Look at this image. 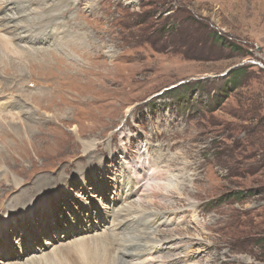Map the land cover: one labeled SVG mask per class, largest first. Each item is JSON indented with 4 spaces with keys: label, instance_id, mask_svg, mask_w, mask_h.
<instances>
[{
    "label": "rangeland",
    "instance_id": "1",
    "mask_svg": "<svg viewBox=\"0 0 264 264\" xmlns=\"http://www.w3.org/2000/svg\"><path fill=\"white\" fill-rule=\"evenodd\" d=\"M64 1H34L17 23L63 12L54 5ZM67 1L56 38L34 45L76 63L65 85L55 90L49 63L41 76L5 67L43 84L0 97V264H50L48 253L63 264L59 242L110 230L114 264H264V0ZM1 6L0 16L19 15ZM81 36L83 50L61 43ZM139 163L173 175L176 188L150 198L128 185ZM125 208L132 230L113 227ZM135 240L144 246L127 255Z\"/></svg>",
    "mask_w": 264,
    "mask_h": 264
},
{
    "label": "bare ground",
    "instance_id": "2",
    "mask_svg": "<svg viewBox=\"0 0 264 264\" xmlns=\"http://www.w3.org/2000/svg\"><path fill=\"white\" fill-rule=\"evenodd\" d=\"M34 1H37V0H0V10L2 8V6H1L2 4L8 3V5H13L14 7H16V9L18 8V10L20 11L18 13L19 14L18 16L10 15V14L0 16V97L1 96L6 97L8 90H10V91L18 90L19 91V89H21V90L25 91L26 90V89H24L25 86L30 85L29 81L32 82V84H34V85H38V84L42 85L43 84L42 82H38L34 79L29 80V81H24V83L21 84L20 83L21 81L18 78H15L12 74H10L5 69V67H9V65L14 64V66H15L14 71L19 73L20 76L24 75V69L23 68H27V67H30V68L33 67L34 68L36 66L37 73L41 76L42 72L46 68L43 70H40L37 66L40 65V63H46V64L49 63L50 65L48 67L55 68L56 73L55 74H49L48 79H50V81H51V78H53L56 81L57 86H56L55 90L57 91L59 89L60 85L64 84V82H65V81H63V76H65L67 74L68 69L70 67H72L74 69L73 66H75L74 64H76L74 62L66 63L62 59L61 55L56 53L51 48H45L42 46L34 47V45L37 43L43 44L47 41H52V39L56 38L55 33L52 31H55L57 29H62L64 27V25L62 23H60L61 21L60 22H58V21L62 18L61 15H63L64 12L67 10L68 5H69L68 1L65 0L64 5L62 3H58V4L54 5L55 9L58 7L62 8L64 6H66V9L63 12L55 11L51 15H46L42 18H38V19L33 18L36 20H31L32 21L31 24H25V25L23 24L22 25L20 23H17L21 17L26 15L25 14L26 8L29 5H31L32 3H34ZM38 1L44 2V0H38ZM8 8H9V6H8ZM49 12H51V11H49ZM72 20H73L72 18L68 19L67 23H71ZM50 26H54L51 28V31H49ZM17 28L21 29V31L17 35H13V36L9 37L5 34V33H9L10 30H15ZM29 28H35L34 30H32L31 32L26 34L28 39L30 38V40H31L30 42L33 45H32V47L26 48L25 51H30L31 54L22 57L21 55H23V51H21L19 49V47H21L20 44L22 42H25V41L21 37L24 35L25 31ZM33 35H35V36H34V38L31 39V37ZM80 40H81V42H77L74 37H71V38L68 37V38L63 39L61 41V43H65V44L69 43V45L71 46V48L73 50H83V46H84L83 36L80 37ZM94 48H96V47H94ZM45 52H48V54H46ZM94 54H96V51H94ZM16 57H18V58H16ZM15 58L19 62L15 61L14 60ZM19 58H22V59H19ZM32 58L33 59L38 58L41 61L40 62L39 61H33L32 62V60H31ZM23 59H27V61L23 60ZM81 67H82V65H81ZM12 70H13V68H12ZM75 70L77 71V69H75ZM4 74H9L8 78L4 77ZM72 74H75V71H74V73L69 72L70 76H72ZM5 78H7V80H4ZM64 93H65V91L63 90L62 94H64ZM23 95L24 94H22V96ZM24 96H26V95H24ZM4 100L5 99H1V101H2L1 103H4L3 102ZM9 102L12 105H16L17 103L21 104V101L19 99L18 100L12 99ZM8 104H6V105H8ZM21 106H23V105L21 104ZM14 107H16V106H14ZM5 111H7V110H5ZM25 111L27 113H29L28 110L25 109ZM26 124H28V123H26ZM10 126L12 127L11 124H10ZM32 129H33V127H28L27 129H24V130L26 132L27 130H32ZM13 130H14V128H13ZM17 130H18V137H20L21 132L19 130V127L18 128L16 127V132H17ZM154 165L155 164H153L152 166H149L150 172L147 173V172H145L147 170L143 167V164L140 165V163H139L138 169L135 170L136 176L131 178V180H129L127 182V184L131 185V186H134L135 183H141L139 188L143 187L142 192H148L150 195V198H151V196H154L155 190L158 188H162L164 190L165 189H175L176 185H177L176 179L173 177V175H171L170 177L164 178V180L161 179L159 176V173L157 172V170L160 167L159 166L155 167ZM17 182H19V181H17ZM130 189H131V191H130L131 193L136 192V190L134 191V190H132V188H130ZM135 205L136 204H134V205L130 204V207L136 208ZM126 210H127V208H125V212H121L118 210L119 212L115 211V213L112 214V216L114 218V224H115V225H113V227L122 228V229H126V230L131 229L132 227H136L134 225L135 220L133 219V212H131L133 209H130L127 211ZM139 212H142V211H139ZM148 222L149 221H145V222L143 221L141 223H138V224H141V227H137V229H139V231H141L142 233H145L144 235H141L142 234L141 233L138 236H141L143 238L144 236L147 235L146 225L148 224ZM112 224H113V221H112ZM134 231H136V230H134ZM71 233L72 232L70 230H67L66 235L68 237H70V236H72ZM118 234L119 233H117V232L111 233V230H110L107 232L104 231L103 235H101V236L96 235L91 240L88 238L87 239L78 238L76 240L70 241L71 243L69 242V243H67V245H63V242H59L57 244V246L55 247V249H56L55 253H56L58 259L63 264H84L83 260L85 257L88 259V258H91L93 256H95L93 263H96V264H114L113 259L107 260L109 257V252L107 251V249H109V251L112 254H114V251L112 252V246L116 244V243H114V241H115L116 237H118ZM142 238H141L142 241H144V242L148 241L147 237L145 239H142ZM83 241H85L86 243H89L91 245L95 244V245L100 246V247L105 246V248H104L105 251L102 254L98 255V252L96 251L97 249L94 250L95 248L93 249L89 244L88 245H86V244L81 245L80 242H83ZM122 241L124 243V237H123ZM49 242L52 243L53 241L51 240ZM137 245H140V247H137ZM143 246L144 245L141 244V241L138 240V242L136 243V240H135V244L133 246H128L130 250H125V251H126L127 255H129V251H133L137 248L141 249V247H143ZM70 247H72V250ZM122 247H124V246H122ZM140 252L130 253V256L132 257V256H135L136 254L138 256ZM121 253L123 254V250L121 251ZM44 255H45V259L47 262H49L50 264L54 263L55 257H53L52 254L48 253V254H44ZM82 255L85 257L83 258ZM34 258L37 259L38 257H34ZM16 264H19V263H16ZM31 264H42V263L40 261L39 262L36 261L34 263H31Z\"/></svg>",
    "mask_w": 264,
    "mask_h": 264
},
{
    "label": "trees",
    "instance_id": "3",
    "mask_svg": "<svg viewBox=\"0 0 264 264\" xmlns=\"http://www.w3.org/2000/svg\"><path fill=\"white\" fill-rule=\"evenodd\" d=\"M239 74V70L234 71V77L237 76L238 77Z\"/></svg>",
    "mask_w": 264,
    "mask_h": 264
}]
</instances>
